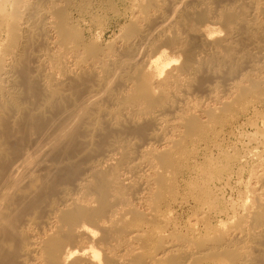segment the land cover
Instances as JSON below:
<instances>
[{
	"label": "bare ground",
	"instance_id": "6f19581e",
	"mask_svg": "<svg viewBox=\"0 0 264 264\" xmlns=\"http://www.w3.org/2000/svg\"><path fill=\"white\" fill-rule=\"evenodd\" d=\"M0 264H264V0H0Z\"/></svg>",
	"mask_w": 264,
	"mask_h": 264
},
{
	"label": "rangeland",
	"instance_id": "374dc122",
	"mask_svg": "<svg viewBox=\"0 0 264 264\" xmlns=\"http://www.w3.org/2000/svg\"><path fill=\"white\" fill-rule=\"evenodd\" d=\"M109 36H110V32L107 33L106 38H109ZM247 130H248V128L245 127L244 131L247 132ZM229 192H230V191L227 190V191H226V195H228ZM231 195H232V196H231ZM233 195H234V193H233V192H232V193L230 192L229 195H228L227 197H229V196H230V197H234ZM230 197H229V198H230Z\"/></svg>",
	"mask_w": 264,
	"mask_h": 264
}]
</instances>
